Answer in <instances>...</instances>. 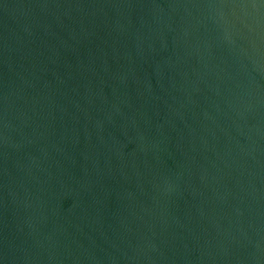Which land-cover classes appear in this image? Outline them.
Segmentation results:
<instances>
[{
  "label": "water",
  "instance_id": "water-1",
  "mask_svg": "<svg viewBox=\"0 0 264 264\" xmlns=\"http://www.w3.org/2000/svg\"><path fill=\"white\" fill-rule=\"evenodd\" d=\"M0 264H264V0H0Z\"/></svg>",
  "mask_w": 264,
  "mask_h": 264
}]
</instances>
